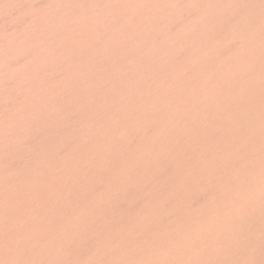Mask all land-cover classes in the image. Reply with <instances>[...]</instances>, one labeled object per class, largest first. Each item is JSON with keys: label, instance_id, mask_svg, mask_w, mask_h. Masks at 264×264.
I'll return each mask as SVG.
<instances>
[{"label": "bare ground", "instance_id": "obj_1", "mask_svg": "<svg viewBox=\"0 0 264 264\" xmlns=\"http://www.w3.org/2000/svg\"><path fill=\"white\" fill-rule=\"evenodd\" d=\"M0 264H264V0H0Z\"/></svg>", "mask_w": 264, "mask_h": 264}]
</instances>
